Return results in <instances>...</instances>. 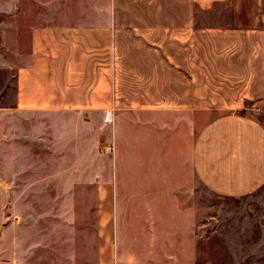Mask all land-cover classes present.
Listing matches in <instances>:
<instances>
[{
    "label": "crops",
    "instance_id": "crops-1",
    "mask_svg": "<svg viewBox=\"0 0 264 264\" xmlns=\"http://www.w3.org/2000/svg\"><path fill=\"white\" fill-rule=\"evenodd\" d=\"M19 1L32 19L14 119L44 113L62 141L107 135L86 264H236L211 260L210 197L264 188V0ZM214 32L252 50L212 52ZM217 100L252 115L211 118Z\"/></svg>",
    "mask_w": 264,
    "mask_h": 264
},
{
    "label": "rangeland",
    "instance_id": "rangeland-1",
    "mask_svg": "<svg viewBox=\"0 0 264 264\" xmlns=\"http://www.w3.org/2000/svg\"><path fill=\"white\" fill-rule=\"evenodd\" d=\"M178 1L183 0H149ZM19 2L0 0V264H86L95 221L90 168L94 162H108L107 135L102 130L100 145L91 129L79 139L71 135L62 141L45 122L44 113L14 119L20 114L12 109L15 72L29 51L25 23L32 19L29 7ZM124 17L123 11L118 12V18ZM224 36L213 33L212 52L235 46L252 50L251 44L225 42ZM260 46L264 49V44ZM207 47L198 43V50ZM213 61L220 66L222 59ZM225 94L216 91L213 97L223 99ZM222 101L213 102L211 118L229 112L252 115L248 100L239 106H226ZM67 163L81 169L61 170V164L66 167ZM210 201L211 260L236 264L264 261V188L238 199L213 195Z\"/></svg>",
    "mask_w": 264,
    "mask_h": 264
}]
</instances>
